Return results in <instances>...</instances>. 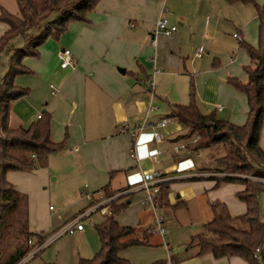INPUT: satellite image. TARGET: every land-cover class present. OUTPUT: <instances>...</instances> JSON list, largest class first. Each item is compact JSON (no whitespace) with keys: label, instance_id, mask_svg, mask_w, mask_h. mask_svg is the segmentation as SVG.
Segmentation results:
<instances>
[{"label":"crops","instance_id":"crops-1","mask_svg":"<svg viewBox=\"0 0 264 264\" xmlns=\"http://www.w3.org/2000/svg\"><path fill=\"white\" fill-rule=\"evenodd\" d=\"M230 3L226 0H97L87 11L86 19L70 21L61 33L47 36L36 54L23 57L28 71L17 73L14 82L21 86L36 81L38 88V84L47 87L46 82L50 81L47 88L50 92L47 90L46 96L43 92L36 95L30 88L13 100L9 124L26 126L37 119V114L42 113L36 111L37 100L45 96L49 100L44 102L45 112L52 117L51 139L60 141L65 137L63 148L47 156L49 169L56 168L54 154L63 152V163L69 160L71 171L80 172L85 187L96 192L128 189L144 173L158 171L165 178L160 183L167 182L169 186L168 202L174 199L178 189L181 195L177 197L189 198L194 194V184L175 187L181 181L223 174L192 170L196 168L192 154L198 150L179 137L183 125L168 116L172 105L181 102L171 101L170 89H163L160 80L192 70L197 94L201 76L205 78L204 86L215 93V99L209 101L213 102L211 106L202 99L196 100L200 110L225 109L222 116L230 121L241 116L236 113L238 109L248 108L246 95L225 82L227 76L237 71L233 63L241 54L240 43L238 55L235 53L228 61L220 62L212 48L218 39L220 17L225 15ZM236 12L243 16L240 23L243 30L253 19L259 24L256 9L251 13L241 6ZM160 15L167 16L177 28L170 35H159L154 46L151 32ZM200 47L203 54L191 60ZM63 48L71 52L72 63L67 66L60 65L58 53ZM154 66L160 70L153 73ZM218 89L224 95L221 100H216ZM155 97L159 101L156 106L152 103ZM219 101L227 105L216 103ZM149 103L153 109H149ZM218 104L222 108L218 109ZM158 107L161 113H155ZM156 115H159L157 119ZM162 118L166 120L159 129L162 139L156 140L151 123ZM141 190L145 198L147 193ZM141 201L143 206L148 204ZM76 233L84 235V226L73 234Z\"/></svg>","mask_w":264,"mask_h":264},{"label":"rangeland","instance_id":"rangeland-1","mask_svg":"<svg viewBox=\"0 0 264 264\" xmlns=\"http://www.w3.org/2000/svg\"><path fill=\"white\" fill-rule=\"evenodd\" d=\"M256 1L258 3L264 2V0ZM0 6L10 13H18L19 11L16 0H0ZM228 6L225 15L220 17L218 39L212 47L217 51L216 55L220 62L223 60L228 61L231 56L234 57L235 53L238 55L236 50L240 47L239 42L241 39H244L253 47L258 46V22L256 19L251 20L243 30L240 26V23L243 22V16L236 12L239 11L241 6H244L251 10V13H255L254 4L252 2L235 1L231 2ZM5 29L6 24L0 21V35ZM31 31L36 32L37 29L33 28ZM234 32L239 34L238 38L233 35ZM25 45L26 40L21 34H17L11 39L9 47L1 53L0 76L8 69V55L15 48H23ZM205 55L207 56L208 54L206 53ZM240 55L237 56L233 63L237 69L236 72H233V76L238 78L239 81L245 82L247 80L245 66L250 65L251 60L248 52L243 47H241ZM204 79V76L198 79V87H200V93L198 94L195 91L196 78L192 70H189L185 74L164 77L160 80V84L163 89H167L166 91L170 89L169 95L172 99L171 101L188 103V100L191 98V81H193L195 99L197 101L202 99L211 106L210 104L213 102L209 101L215 99V93L209 90V86H204ZM225 82L235 90L240 91L226 81V79ZM46 83L47 87L45 84H38L37 88L36 81L21 86L28 88V90L31 88L32 94L36 93L37 95L38 92H43L46 96L47 90L50 92L47 89L49 88L48 84L50 81ZM217 92L219 94V89ZM45 96L38 98L37 112H44L47 109V104L44 102L49 100ZM222 96L224 97L220 92L216 100H221ZM152 103L155 106L159 105L158 98L155 97ZM216 103L227 105L222 101ZM247 109V107L238 109L236 115L241 114V116H236L237 120L231 122L243 124L247 118ZM201 111L203 112V110ZM224 111L225 109L222 112L217 111L219 118L225 119L222 116ZM156 112L161 113V108L158 107L155 110ZM158 116L156 115L155 119ZM51 123L52 117H50ZM69 131L71 132V130ZM181 131L184 133L186 128L183 126ZM59 134L61 135V132ZM183 139L192 146L201 144V148L197 149L198 152L192 154V159L196 161V168L192 170L204 173L211 172L212 169L217 167L216 159L225 154L222 143H215L209 146L203 145L207 139L204 129L186 135ZM64 140L65 137L61 138L60 141ZM259 145L264 150V115L259 132ZM54 157L56 168L52 167L49 169L48 165L40 164L36 160L34 161L35 166L31 170H10L6 173V179L15 189L23 193L25 200L20 204V210L14 211L8 217V221L11 224L1 229L0 259H5L17 246L24 249L31 247L28 244V240L30 239L35 242L37 240L36 237H39L37 235L22 233V223L27 226V231L44 235L45 239L43 242H45L58 228L68 223L82 210L94 204L87 199L86 194L92 195L96 191H91L89 187H85L86 183L82 174L76 171V169L71 171L72 164L69 160L63 163L65 158L63 152L54 154ZM57 164L66 168L59 167ZM239 176L244 177L245 175ZM251 180L264 183V180L256 178H252ZM180 183L182 184H177L175 187L179 185V188H181L194 184V194L185 199L177 197V194L181 195L178 189L174 193L177 198L175 196L172 197L174 199H170L167 205L160 206L156 203L155 207L150 204L145 206L140 204L143 198L141 192H139L142 191L141 189H137L131 195L125 197V193L121 194L122 190L110 191L102 189L99 191L103 195L113 194L123 197L120 199V202L125 203L126 206L118 213L116 219L121 226L133 227L134 234L132 236L141 241L138 244L129 245L118 251V256L124 260L121 264H246L238 256L215 258L209 252L200 254L198 246L192 240L193 236L203 232L204 223L210 221L212 218L210 210V202L212 200L218 199L224 202L232 216H238L246 212V204L237 197V192L243 190L244 186L235 182H223L215 186L214 180L205 177L183 180ZM117 197L113 202H117ZM128 199H131V201L127 204L126 201ZM256 201L259 216L264 219L263 189L257 190ZM49 206H52L53 210H49ZM160 217L163 220V233L155 225V218ZM103 218L98 212L82 218L81 222L85 229L84 235L65 233L45 244L39 253L37 251V254H34L33 258L23 264H78L79 258L94 257L101 249L100 238L95 226ZM25 219L27 224L25 223ZM146 228L149 229H147V232ZM144 233L148 236H144ZM262 252V259L264 261V244Z\"/></svg>","mask_w":264,"mask_h":264},{"label":"trees","instance_id":"trees-1","mask_svg":"<svg viewBox=\"0 0 264 264\" xmlns=\"http://www.w3.org/2000/svg\"><path fill=\"white\" fill-rule=\"evenodd\" d=\"M16 1L18 13H10L0 6V21L6 24V29L0 35V58L15 35L21 34L26 40L23 48H15L8 55V69L0 76V233L2 228L11 224L8 221L10 214L19 211L20 204L25 200L23 193L6 179V173L10 170H31L36 160L44 165L50 153L59 151L64 146V141L51 139L48 112H42L40 117L26 126L13 127L9 124L11 102L28 91V88L17 85L14 77L17 73L28 71L22 62L25 55L36 54L38 46L47 36L61 33L70 21L86 19L87 11L97 2V0ZM226 1L252 2L259 20L258 46L253 47L245 40L239 42L251 60V64L245 66L247 80L241 82L230 75L226 78V81L246 95L248 105L246 121L243 124H236L219 118L215 110L202 112L194 97L193 81L190 101L174 103L168 116L176 118L186 128L179 137L183 138L204 129L207 139L203 145L215 143L224 145L225 154L216 159L217 167L211 171L221 173L223 176L209 178L215 181V186L223 182H235L244 186L243 190L237 192V197L246 204V212L241 215L232 216L227 205L218 199L210 202L212 218L204 223L203 232L192 237L199 253L209 252L215 258L238 256L246 264H264L262 259L264 219L259 216L256 201V192L258 189L264 190V183L251 180L252 178L264 180V150L259 145V132L264 115V2ZM33 28L37 31L32 32ZM198 148H201V144L195 145L193 149ZM168 187L167 182L159 184L156 202L160 206L168 204ZM121 198L123 197H118L117 202H113L112 213L103 216V220L95 226L101 249L92 258H79L78 264H121L124 260L118 256V251L141 242L132 236L133 227L121 226L116 219L118 213L126 206L120 202ZM21 232L39 237H36L37 240L32 244L28 242L31 247L27 249L17 246L5 259H0V264H18L45 239L42 234L27 231V226L23 223ZM256 248H259L258 252L255 251Z\"/></svg>","mask_w":264,"mask_h":264},{"label":"built area","instance_id":"built-area-1","mask_svg":"<svg viewBox=\"0 0 264 264\" xmlns=\"http://www.w3.org/2000/svg\"><path fill=\"white\" fill-rule=\"evenodd\" d=\"M133 24V23H131ZM177 28L176 24L170 23L169 19L165 15H160L158 18L155 20L154 23V28L152 29L151 32V42L154 46H156L157 43V37L159 35H170L175 29ZM233 35L238 36V34L234 33ZM203 54V49L200 47L194 54V56L191 57V60H194V57H199ZM59 59H60V65L61 66H67L72 63L71 61V52L69 48H63L62 50L59 51L58 53ZM160 68L157 66L153 67V73L159 71ZM151 87H153V80L150 81ZM52 86V84H51ZM153 105L149 103V109H153ZM217 108L220 109L222 108V105L219 104L217 105ZM41 113L37 114V117H40ZM166 123L165 118H162L161 120L157 121L156 123H151L152 126V135L156 140H161L162 139V133L159 130L164 124ZM141 128V127H140ZM176 151H178V148H176ZM165 178L163 177L162 174H160L158 171H151L144 173L140 179V181L137 184H134L132 187L128 189H124V191H121V194L126 192H132L137 189H143L146 191V197L142 199V203L150 204L153 207L156 205V197L159 192V184L164 180ZM97 194V195H96ZM96 195V197H95ZM118 195H103L99 191H97L95 194H86V197L88 200H90L92 203L89 207L85 208L82 210L78 215L73 217L68 223L62 225L60 228H58L52 235L51 237L42 244L36 246L33 250H31L29 253H27L22 260L18 264L25 263L29 259L34 257V254H36L37 251L41 250L45 244L48 242L58 238L59 236L69 233L73 234L76 231H82L83 230V224L81 222V219L84 217L89 216L90 214L94 212L100 213L102 216L105 215H110L112 213V203L113 200L117 197ZM120 196V195H119ZM118 196V197H119ZM117 197V198H118ZM95 201V202H94ZM50 209H52V206H49ZM155 225L156 228L163 233L164 228L162 226V220L161 218H155ZM149 230V229H148ZM30 244H32V240H28ZM256 252L259 251V248H256Z\"/></svg>","mask_w":264,"mask_h":264}]
</instances>
